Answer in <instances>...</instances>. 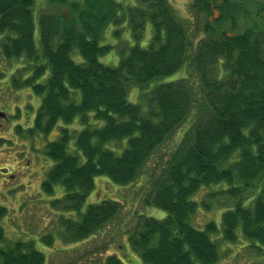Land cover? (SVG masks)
Segmentation results:
<instances>
[{
	"label": "trees",
	"instance_id": "obj_1",
	"mask_svg": "<svg viewBox=\"0 0 264 264\" xmlns=\"http://www.w3.org/2000/svg\"><path fill=\"white\" fill-rule=\"evenodd\" d=\"M36 1L0 0V82L15 66L10 89H30L41 98L33 125L19 127L20 134L48 136L63 124L43 149L53 165L41 185L47 195L63 190L51 201L61 212L62 238L103 240L121 214L115 199L85 208L97 178L121 188L144 180L141 203L166 217L135 210L125 226L128 246L143 264H218L221 241L263 252L264 0H197L205 20L196 31L189 26L194 17L180 21L169 0L134 6L46 0L41 10ZM124 21L135 41L150 23L151 43L125 49L117 67L106 66L101 58L112 47L102 45L105 30ZM183 70L185 77L151 87ZM132 87L140 91L138 103L129 99ZM75 121L80 130L71 129ZM124 141L117 154L111 144ZM164 148L169 158L161 165ZM213 202L224 208L220 225H196ZM7 214L0 206V264H47L34 240L9 242L2 226ZM42 242L52 246V236ZM95 264L125 263L107 253Z\"/></svg>",
	"mask_w": 264,
	"mask_h": 264
},
{
	"label": "rangeland",
	"instance_id": "obj_2",
	"mask_svg": "<svg viewBox=\"0 0 264 264\" xmlns=\"http://www.w3.org/2000/svg\"><path fill=\"white\" fill-rule=\"evenodd\" d=\"M125 6H134L137 0H116ZM180 21L186 22L194 17L191 29H195L197 23L201 26L204 17H198L197 0H169ZM38 10L46 9V0H37ZM119 31L120 35L115 33ZM194 31V33H195ZM153 37L152 25L147 24L143 38L135 41L129 23L124 21L121 26L109 25L104 33L102 45L112 47L110 53L101 58V62L109 67H117L123 57V52L127 48L138 46L147 48ZM38 38V31L36 32ZM126 54V53H125ZM124 54V56H125ZM76 62L82 59L77 53L72 55ZM13 67L5 70V78L0 82V112H4L8 119L0 117V206L8 209V214L2 221V226L6 232L9 242L14 239L34 240L36 250L46 254L47 264H95L104 260L106 254L117 255L125 264H143L138 256L129 248L127 237L123 234L125 226H129L135 210L141 211L148 217L164 219L166 213L156 208L145 207L137 193L139 186L144 183L134 184L128 187H119L107 178H97L93 193L86 202V207L90 204H98L104 200L115 199L121 204V214L106 228L103 240L100 236L89 241L79 243H68L62 238L58 227L59 212L51 207V201L63 196V190L58 187L53 195L42 192L41 185L46 179V175L52 167L43 154L44 147L50 142L56 141L60 135L63 124H60L50 135L40 136L30 139L26 133H19V127L24 130L33 125L35 114L41 103V98L34 95L30 89L12 90L8 86L14 73ZM187 71L183 70L173 76L157 80L151 84L154 88L161 83L178 80L182 75L185 77ZM140 91L137 87H132L129 91V99L132 103H138ZM193 118V117H192ZM73 130H80L78 121H75ZM122 145L112 143L111 146L120 154L126 141ZM73 145V144H72ZM160 164H164L169 158L164 154ZM163 162V163H162ZM156 160L152 161L146 168H152ZM146 176V175H145ZM214 189V188H212ZM205 191L198 200H202ZM205 199V197H204ZM218 201H216V204ZM220 203V202H219ZM213 209L201 210L196 217V225L202 226L204 222L214 221L218 225L221 223V215L224 208L215 206ZM63 214V213H62ZM70 216L69 214H64ZM52 236V246H47L42 242L45 236ZM113 235V237H110ZM123 243V246H120ZM222 256L218 264H262L264 263L263 252L253 250L242 244L230 245L220 242ZM107 251V252H106ZM106 252V253H105Z\"/></svg>",
	"mask_w": 264,
	"mask_h": 264
},
{
	"label": "water",
	"instance_id": "obj_3",
	"mask_svg": "<svg viewBox=\"0 0 264 264\" xmlns=\"http://www.w3.org/2000/svg\"><path fill=\"white\" fill-rule=\"evenodd\" d=\"M214 17H215V18H218V17H219V12H218V11L215 12ZM0 117L5 118L6 116H5V114L0 113Z\"/></svg>",
	"mask_w": 264,
	"mask_h": 264
}]
</instances>
